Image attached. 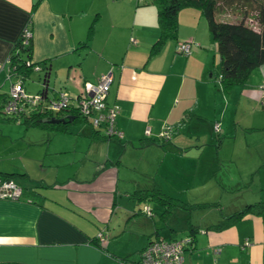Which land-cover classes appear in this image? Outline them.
Returning a JSON list of instances; mask_svg holds the SVG:
<instances>
[{
    "label": "crops",
    "instance_id": "obj_1",
    "mask_svg": "<svg viewBox=\"0 0 264 264\" xmlns=\"http://www.w3.org/2000/svg\"><path fill=\"white\" fill-rule=\"evenodd\" d=\"M28 24L31 60L46 69L27 78L36 70L52 95H77L112 72L107 99L124 136L108 138L86 119L65 127L0 115V175L23 188L19 199L0 198V264H138L153 238L187 235L183 264H264V64L226 86L195 6L180 10L178 37L151 53L161 35L153 2L0 0V105L19 78L8 77L7 60ZM185 40L188 55L178 50ZM168 125L171 138H161ZM158 188L172 199L143 195ZM210 207L229 211L204 221L199 209Z\"/></svg>",
    "mask_w": 264,
    "mask_h": 264
},
{
    "label": "trees",
    "instance_id": "obj_2",
    "mask_svg": "<svg viewBox=\"0 0 264 264\" xmlns=\"http://www.w3.org/2000/svg\"><path fill=\"white\" fill-rule=\"evenodd\" d=\"M148 2H153L158 7L161 32L158 41L151 49V53L157 52L168 38L178 37L180 10L187 6H195L201 9L208 20L209 29L217 44V49L221 57L220 79L226 86L235 83H245L253 70L264 64V0H150L140 3ZM222 5L224 8L221 9H225L227 6L245 7L244 16L240 19L233 20L219 17L218 13ZM250 18H252L251 21ZM31 52L32 42L29 46H23L20 39L10 53L11 66L14 67L13 72L17 75H21L23 81L31 70L34 69L35 62L32 61L30 64L28 63V60H31ZM42 68L43 67H41V69ZM42 90H46L49 94L52 92L46 80L43 81L42 88L39 92ZM8 96L0 105V115L7 119H12L15 122H28L29 124L40 123L46 118L54 116L67 117L68 114L76 115L74 120H78L79 118L86 119L77 110L76 106V109L74 107L71 108L72 112L58 111L51 113L48 111H38L30 115H23L20 118L14 117L4 113L2 109ZM59 113L62 115L58 116ZM67 122H55V125L66 127L67 125L65 123ZM11 175L12 174H8L7 176L12 177ZM145 194L154 195L157 199H163L167 202L172 199L166 196L159 188L156 194L143 192V195ZM199 205L205 206L211 205V203L199 202ZM256 205L257 204H250L244 209L233 213L227 217V219L216 224L215 227L224 228L231 225L238 218L251 211ZM257 207L259 209H264L263 204Z\"/></svg>",
    "mask_w": 264,
    "mask_h": 264
},
{
    "label": "built area",
    "instance_id": "obj_3",
    "mask_svg": "<svg viewBox=\"0 0 264 264\" xmlns=\"http://www.w3.org/2000/svg\"><path fill=\"white\" fill-rule=\"evenodd\" d=\"M147 2L150 0H137ZM33 31L30 24L26 25L21 33V43L29 46L32 42ZM192 40L180 42L179 52L190 54L192 51ZM8 77L12 74L14 67L11 66V56L8 60ZM32 60H28L30 64ZM34 69H41L39 64L34 65ZM11 83L9 96L3 105L4 113L16 116L30 115L33 112L45 111L55 113L58 111H71L76 106L77 110L84 116L96 129L101 130L108 138L124 136L123 130L116 126V116L119 106L108 102L107 96L110 91L113 74L112 72L102 73L97 81H85L77 95L71 94L67 90H60L58 95L49 94L46 90L32 93L27 90L21 75ZM75 108V109H76ZM72 112V111H71ZM215 128L220 130V123L216 122ZM146 133H151V128L146 129ZM172 126H165L159 136L164 139L171 138ZM23 193L22 186L13 177H3L0 175V198L16 200ZM147 214H153L150 206H146ZM101 243L106 242L107 235L99 233ZM193 242V237L187 235L180 238L168 239L163 236L153 238L142 250L141 259L138 264H183L185 251Z\"/></svg>",
    "mask_w": 264,
    "mask_h": 264
},
{
    "label": "rangeland",
    "instance_id": "obj_4",
    "mask_svg": "<svg viewBox=\"0 0 264 264\" xmlns=\"http://www.w3.org/2000/svg\"><path fill=\"white\" fill-rule=\"evenodd\" d=\"M226 7V6H225ZM250 7V6H249ZM221 8H224V6L222 5V7H220V10H219V17H222V18H225V19H230V20H233V19H240L244 16V11H245V7H231V6H227L225 9H221ZM253 14V13H252ZM252 18H250V21H251ZM45 69L46 68H43V73L45 72ZM27 81H26V84L28 86V90L32 93H37L39 92L38 91V88H36L37 86L40 87V85H43V80L42 82H40V78H39V73L38 71H32V74L29 78H27ZM42 79H43V76H42ZM59 90H62V89H59ZM67 90V89H66ZM78 120H80V122H84L86 123V121H84L83 118H79ZM154 200L152 201H148V203H150V205H154L155 203L153 202ZM156 202V201H155ZM227 208H222L220 209L219 207H210V208H206V209H199V213L200 215L204 216V221L208 220V218L210 217V215L212 214H219V213H222L224 211H229V210H226ZM198 209H194V211H197ZM177 212V220L180 221L182 217L184 216H187L190 214V210H181L182 213H179L180 211L178 210H175ZM172 214V212H171Z\"/></svg>",
    "mask_w": 264,
    "mask_h": 264
},
{
    "label": "water",
    "instance_id": "obj_5",
    "mask_svg": "<svg viewBox=\"0 0 264 264\" xmlns=\"http://www.w3.org/2000/svg\"><path fill=\"white\" fill-rule=\"evenodd\" d=\"M76 115L73 114H68L67 117H51V118H46L44 121H49V122H67V121H73L75 119Z\"/></svg>",
    "mask_w": 264,
    "mask_h": 264
}]
</instances>
